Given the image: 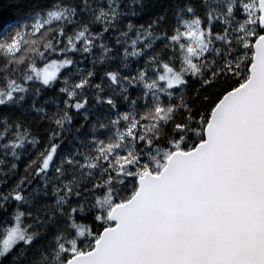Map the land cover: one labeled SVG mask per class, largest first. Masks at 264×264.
I'll list each match as a JSON object with an SVG mask.
<instances>
[{"label": "snow or ice", "instance_id": "snow-or-ice-1", "mask_svg": "<svg viewBox=\"0 0 264 264\" xmlns=\"http://www.w3.org/2000/svg\"><path fill=\"white\" fill-rule=\"evenodd\" d=\"M0 264H264V0H0Z\"/></svg>", "mask_w": 264, "mask_h": 264}]
</instances>
